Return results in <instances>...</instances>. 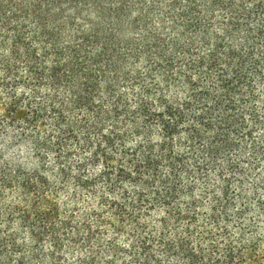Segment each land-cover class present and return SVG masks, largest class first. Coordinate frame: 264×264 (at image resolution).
Segmentation results:
<instances>
[{
	"label": "trees",
	"instance_id": "trees-1",
	"mask_svg": "<svg viewBox=\"0 0 264 264\" xmlns=\"http://www.w3.org/2000/svg\"><path fill=\"white\" fill-rule=\"evenodd\" d=\"M0 264H264V0H0Z\"/></svg>",
	"mask_w": 264,
	"mask_h": 264
}]
</instances>
